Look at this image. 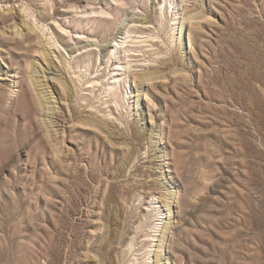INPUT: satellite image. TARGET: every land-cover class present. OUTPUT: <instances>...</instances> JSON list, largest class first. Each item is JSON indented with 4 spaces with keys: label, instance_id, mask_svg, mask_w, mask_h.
Returning a JSON list of instances; mask_svg holds the SVG:
<instances>
[{
    "label": "rangeland",
    "instance_id": "1",
    "mask_svg": "<svg viewBox=\"0 0 264 264\" xmlns=\"http://www.w3.org/2000/svg\"><path fill=\"white\" fill-rule=\"evenodd\" d=\"M145 245L264 264V0H0V264H145Z\"/></svg>",
    "mask_w": 264,
    "mask_h": 264
},
{
    "label": "bare ground",
    "instance_id": "2",
    "mask_svg": "<svg viewBox=\"0 0 264 264\" xmlns=\"http://www.w3.org/2000/svg\"><path fill=\"white\" fill-rule=\"evenodd\" d=\"M146 23V22H145ZM32 28V27H31ZM19 33V32H18ZM128 40V39H127ZM127 41L125 40V41H123V42H120V41H118V42H116V52H114L113 54L114 55H116V58H119V55H118V50H119V48H118V46L117 45H124V43H126ZM122 43V44H121ZM122 46H120V47H122ZM132 49V48H131ZM129 50V49H128ZM115 51V50H114ZM127 51V50H126ZM131 51V50H130ZM133 51V50H132ZM128 52V51H127ZM115 58V59H116ZM117 65V64H116ZM122 68H124V66H121V65H119V66H117V67H115V70L117 69V70H121ZM154 73V72H153ZM116 74H119L118 72H116ZM146 75H148V74H146ZM117 76H119V75H115V76H113L112 78H115L114 80H113V82L112 83H108V85H109V87H108V89H109V92H110V94H111V96H114V98H116V97H119V94H118V85L117 86H115V84L116 83H122V81L123 82H126V80L125 79H122V78H116ZM132 76V78L133 79H136V77H137V73H134V74H132L131 75ZM129 77V76H128ZM165 78V76L160 72H158V74L156 75V73L155 74H150L149 76H145V77H143V81H149V80H154V79H157V78ZM126 78V77H125ZM91 83V86L92 87H94V82H90ZM126 85V84H125ZM128 92H125V95L127 94ZM124 94L122 93V96H123ZM121 96V95H120ZM82 123L83 124H85V122H83L82 121ZM87 123V122H86ZM89 124H92V123H90L89 122ZM93 125H96V124H93ZM53 127V126H52ZM64 134L61 132V136H60V141H59V143H52V155L54 154V155H56V156H58V158H59V161L61 162V166H63L64 165V163H65V159L64 158H61V153L63 152V148H64V136H63ZM125 145H129V144H127V143H125ZM68 163H69V161H68ZM49 166H50V169H54V168H56L58 165H57V162H56V160H55V158H51L50 159V161H49ZM147 175H149L148 173H144L143 174V176H147ZM151 184H153V183H151ZM154 185V184H153ZM122 186H124V185H122ZM143 187V184H141L140 182H136V183H134L133 185H132V188L134 189V190H139L140 188H142ZM124 188H125V186H124ZM150 188V187H149ZM127 193L124 191V192H122V198L123 199H126L127 198V195H126ZM173 194V193H172ZM110 195H112V193L110 192ZM168 198V197H167ZM169 198H171V196H169ZM155 203V202H154ZM168 206H170V204H171V201H169L168 203ZM149 213L150 214H152L153 216H154V223H153V226H151L152 227V229L154 230L155 229V227H158V225H160L161 223L160 222H162V220H163V217H160V216H162L163 215V212L161 211V209H159V207L157 206V205H153V203H152V205L149 207ZM152 216V217H153ZM141 219L143 220V217H141ZM145 220H146V218H145ZM143 223H147L146 221H142V224ZM148 235V239L147 240H149V242H151V240H154V239H151L150 238V235H152V234H146V236ZM163 238V237H162ZM146 240V239H145ZM146 243V242H145ZM144 243V244H145ZM132 246H133V243H131V248H132ZM147 246H149V245H145V247H146V249H145V252H146V255H145V264H149V259H150V255H151V253L153 252V249H149V248H151V247H148L147 248ZM160 246H162V245H160ZM148 255V256H147Z\"/></svg>",
    "mask_w": 264,
    "mask_h": 264
}]
</instances>
